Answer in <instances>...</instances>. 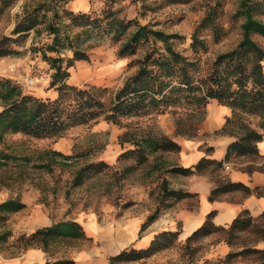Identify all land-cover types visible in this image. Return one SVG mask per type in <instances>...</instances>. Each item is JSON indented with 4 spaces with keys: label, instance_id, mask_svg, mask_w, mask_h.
<instances>
[{
    "label": "trees",
    "instance_id": "trees-1",
    "mask_svg": "<svg viewBox=\"0 0 264 264\" xmlns=\"http://www.w3.org/2000/svg\"><path fill=\"white\" fill-rule=\"evenodd\" d=\"M16 1L0 0V17ZM69 1L28 0L16 15L11 35H0V58L19 54L14 46L22 45L30 32L34 33L32 42L39 37L40 45L31 46L30 50L38 52L41 60L48 64L50 80L47 89L54 91L53 97L26 94L11 80L0 78V144L8 134L20 133L57 140L76 125L95 123L99 118L126 127L124 119L176 114L179 108L186 113L176 115L175 134L189 136L197 131L205 118L207 104L214 100L230 109L223 127L216 132L235 138L227 145L222 160L202 157L190 167L166 166L164 154L178 153L180 145L151 125L139 131L126 129L118 137L120 145L127 143L130 147L119 153L117 160L132 161V168L149 165V173L161 171L162 174L191 175L206 170L220 172L224 164L233 159L261 157L257 143L264 140V0H233L235 6L227 21H224L227 0H202L203 15L190 34L188 54L177 49L184 36L154 29L149 24L138 23L136 19L119 17L112 9V3L117 0H106V6L98 15L94 12H74L67 6ZM163 1L189 3L194 0ZM234 23L238 24L239 41L228 50L207 57L210 44L220 43ZM96 36L108 37L117 46L116 55L119 58L137 56L128 63V67H135V70L117 88L67 83L69 69L74 63L88 59L82 44ZM68 51L72 52L71 57L65 56ZM247 117H255L257 121L252 123ZM46 153L50 162H55L56 156L65 161L73 157L55 150ZM10 159L16 158L0 150V166L7 165ZM50 162L38 166L49 167ZM105 167L108 165L104 161L83 164L73 171L71 186H80ZM240 169L251 173L254 167L249 164ZM129 170L126 168L125 171ZM214 182L208 195L209 201L232 191L247 195L264 194V187L250 189L241 182L231 181L226 174ZM158 189L160 204L197 198L196 193L170 188L165 177H161ZM24 207L19 197L0 202V224H4L9 214ZM155 210L140 225V233L157 218L160 210L157 207ZM214 214L215 211L208 213L204 222L186 237V241L220 231L224 233L228 245L241 249L228 251L212 264H264V248L255 247L257 242L264 241V212L254 217L249 210L242 209L227 225L214 224ZM179 234V229L162 230L153 236L147 246L132 248L128 253L122 252L109 258V261L150 257L173 246ZM11 235L9 231L0 233V246ZM244 236L252 238L247 240ZM85 238L81 224L67 219L22 234L17 240L22 249L39 246L51 254L50 247L55 244ZM51 264L74 263L73 260H55Z\"/></svg>",
    "mask_w": 264,
    "mask_h": 264
},
{
    "label": "rangeland",
    "instance_id": "rangeland-1",
    "mask_svg": "<svg viewBox=\"0 0 264 264\" xmlns=\"http://www.w3.org/2000/svg\"><path fill=\"white\" fill-rule=\"evenodd\" d=\"M26 1L28 0H17L15 5L0 17V35H11L16 15L21 12L22 5ZM226 5L224 21L228 20L235 6L233 0H227ZM67 6L74 12H94L98 15L106 6V0H70ZM112 9L121 18L136 19L138 23L149 24L154 29L184 36L183 41L177 46V49L184 54H188L190 34L203 15L202 0L189 3H168L163 0H117L112 3ZM237 25V23L232 25L231 30L220 43L210 44L207 57L226 51L239 41ZM33 35L34 33L30 32L22 45L14 46L20 51L19 54L0 58V78L9 79L19 85L23 93L50 96L52 89H47L50 69L48 64L41 60L38 52L30 50L31 46H39L41 43L39 37L32 42ZM258 41L262 43L261 40ZM81 47L87 53L88 59L76 61L69 69L70 76L67 79L69 84L104 85L113 89L121 85L124 78L135 70V67L130 69L128 63L137 56L119 58L116 55L117 46L108 37L96 36L86 41ZM71 53L68 51L65 56L71 57ZM176 111V114H153L124 119L123 123L127 128L99 118L95 123L76 125L57 140L36 138L20 133L8 134L0 144V150L16 159H10L7 165L0 166V193L3 194L1 198L6 201L8 198L19 197L22 202V194L33 187L38 189L36 204L47 207L49 214L57 220L78 219L83 228L86 226L88 217L93 216L95 221L103 226L93 236H86L87 238L83 240L59 243L50 247L51 254L48 253L56 260L72 261L76 253L88 250L95 253L98 258L105 257L107 264H212L222 259L228 251L241 249L235 245H228L224 240V233L220 231L205 237H195L188 242L187 236L184 237L180 232L173 246L150 257L138 260L115 258L109 261V258L116 257L122 252L128 253L132 248L137 249L132 245L113 244L117 231L121 227L119 223L123 219L133 215H143L144 222L157 207L160 211L155 222L158 223L160 219L164 221V219L174 218V226L181 230V222L174 214L179 208H194L197 204L196 197L184 198L181 203L171 201L158 203L161 177H165L169 187L172 188L178 182L177 178L180 174L170 172L162 174L161 171L149 173V165L132 168L133 162L128 159L109 161L115 153L119 155L130 147L127 143L123 145L118 143V137L126 129L139 131L151 125L170 137L180 136L175 134L174 120L176 115H184L186 110L179 108ZM247 119L252 123L257 121L255 117H247ZM202 122L194 134L181 137L188 139L198 137V129L201 128ZM214 134L219 133L215 131ZM55 142L59 148H54ZM48 150H55L73 157L65 161L56 156L55 162H50L49 155L46 153ZM257 159L256 157L243 158L236 161V164L238 168H245L247 166L245 162H255ZM178 160V153L164 154L166 166L177 164ZM99 161H104L108 167L103 168L97 175H92L80 186H71L73 171L85 163ZM47 162L51 163L49 167L38 166ZM228 164L230 165L231 162ZM126 168L130 170L127 172ZM203 172H208L213 180L223 175L222 171ZM145 193L148 194V199L143 198ZM8 219L4 224H0V233L9 231L12 234L7 242L0 246V264H4L8 257L22 254L24 249L17 238L29 233L26 229L17 226V218ZM243 238L249 240L252 237L244 236ZM255 247L264 248V241L257 242Z\"/></svg>",
    "mask_w": 264,
    "mask_h": 264
},
{
    "label": "crops",
    "instance_id": "crops-1",
    "mask_svg": "<svg viewBox=\"0 0 264 264\" xmlns=\"http://www.w3.org/2000/svg\"><path fill=\"white\" fill-rule=\"evenodd\" d=\"M51 97L54 96L52 90ZM206 118L202 122L198 132V137L185 138L178 136L174 138L179 145L178 166L190 167L195 165L202 157L209 159L222 160L226 153L227 145L235 138L227 134H214L219 130L225 122V117L230 115V109L226 106L218 104L211 100L206 106ZM258 152L261 157L254 161L245 162L246 165L251 164L254 169L251 173L237 168L236 161L243 159H233L229 169L222 170V174H226L233 182H241L250 189L255 187H264V140L257 143ZM54 148H59L57 142L54 143ZM210 148V149H207ZM115 153L109 161L117 159ZM114 158V159H112ZM235 164L237 167L232 166ZM178 182L174 184L172 189H182L189 193L197 194V205L194 208H179L174 215L181 222V234L185 237L198 228L205 220L206 215L211 211H215L212 221L216 225L229 224L242 209L249 210L252 216H257L264 212V194H244L241 191H232L224 193L219 198L209 201L208 195L214 187L213 177L208 172L194 173L191 175H179ZM169 186V184H168ZM171 188V187H170ZM0 193V202L4 200ZM38 189L30 187L26 190L21 198L25 207L18 212L8 215V220L17 218L16 223L19 228L26 229L32 232L35 229L52 225L62 218L56 219L47 210V207L37 205ZM144 199H148V194H143ZM184 199L178 201L181 203ZM10 216V217H9ZM174 218L155 220L140 233V225L144 220L143 215H133L120 221L117 235L114 238V245H132L139 249L147 246L153 236L162 230H176L174 226ZM67 220V218L65 219ZM79 223L78 219H73ZM165 222V223H164ZM165 224V225H164ZM86 226L83 227L86 236H93L103 226L98 224L93 216L88 217ZM88 233H87V232ZM74 264H107L106 258L96 257L95 253L88 250H81L72 258ZM56 259L43 251L39 246H30L24 249L20 256L8 257L4 264H51Z\"/></svg>",
    "mask_w": 264,
    "mask_h": 264
},
{
    "label": "built area",
    "instance_id": "built-area-1",
    "mask_svg": "<svg viewBox=\"0 0 264 264\" xmlns=\"http://www.w3.org/2000/svg\"><path fill=\"white\" fill-rule=\"evenodd\" d=\"M230 168V165L228 163H225L224 164V169H229Z\"/></svg>",
    "mask_w": 264,
    "mask_h": 264
}]
</instances>
